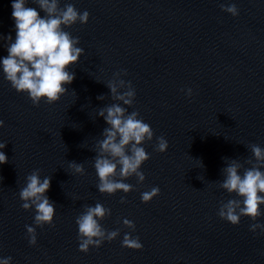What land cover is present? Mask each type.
<instances>
[{
    "label": "water",
    "instance_id": "obj_1",
    "mask_svg": "<svg viewBox=\"0 0 264 264\" xmlns=\"http://www.w3.org/2000/svg\"><path fill=\"white\" fill-rule=\"evenodd\" d=\"M66 3L90 13L87 23L65 29L85 49L68 92L34 105L0 71V141L8 157L0 163V257L12 264H264V232L249 227L264 215H243L238 224L218 215L221 203L239 198L220 187L224 158L250 167L249 145L264 147V0H60ZM229 3L239 15L220 7ZM11 12V0H0V37H15ZM5 44L0 38V56ZM120 69L126 74L115 75ZM120 79L136 90L125 107L140 113L154 137L144 143L145 180L130 176L131 191L109 194L96 187L93 161L108 127L99 110L122 103L107 81ZM161 135L163 152L154 149ZM33 169L51 177L52 224L35 225L34 209L21 206L19 190ZM153 186L159 193L143 202L141 193ZM97 202L111 209L100 223L119 235L83 252L76 217ZM26 225L36 228L35 245ZM125 233L143 247L122 246Z\"/></svg>",
    "mask_w": 264,
    "mask_h": 264
},
{
    "label": "clouds",
    "instance_id": "obj_2",
    "mask_svg": "<svg viewBox=\"0 0 264 264\" xmlns=\"http://www.w3.org/2000/svg\"><path fill=\"white\" fill-rule=\"evenodd\" d=\"M35 3L38 7H31L29 0H11L15 37L11 34L0 37L6 40L7 50V55L0 56V71L11 86L25 93L34 105L41 101L50 104L68 92L67 85L75 78L71 67L85 51L78 46L79 37L65 29L77 22L87 23L90 13L87 9H77L72 3L61 6L60 0H35ZM220 7L233 16L239 15L235 3L221 4ZM40 11L44 14L41 15ZM126 72V69H120L115 75ZM107 86L114 99L122 103L109 104L98 113L108 127L103 130V139L98 141V154L93 161L99 178L96 187L102 193L113 194L118 190L127 193L134 186L125 182L126 178L135 175L139 182L145 180L141 169L150 154L144 143L153 139L154 130L137 110L128 111L125 107L132 105L136 96L130 80H108ZM192 94L193 89L188 87L186 95L191 97ZM97 98L102 99L103 96ZM4 125V120L0 119V126ZM156 141V151L163 152L168 148V141L163 135L156 137ZM4 147L5 142L0 141V163L8 159ZM249 147L255 158L250 167H243L236 159L224 158L228 162L223 168L224 178L220 181V187L239 198H230L221 203L218 215L232 224H238L243 215L254 221L264 215V147L255 143ZM199 165L203 166L201 161ZM69 167L78 173L85 172L83 165L75 161L69 162ZM39 173V169H33L27 175L19 196L24 209H34V224L43 226L54 222L56 207L47 195L51 177ZM159 191L158 186H153L142 192L140 198L143 202H149ZM124 199L121 197V200ZM110 213L111 209L99 202L85 206V210L76 217L79 250L87 252L90 246L99 247L105 240L111 241L119 235V229L106 230L100 223ZM123 224L135 229L130 219H123ZM249 227L252 231L260 229L264 232V223L255 222ZM26 228L29 243L35 245L36 228L32 225H26ZM121 244L134 249L143 247L139 237L130 233L124 234ZM12 259L11 256L0 257V264H12Z\"/></svg>",
    "mask_w": 264,
    "mask_h": 264
}]
</instances>
